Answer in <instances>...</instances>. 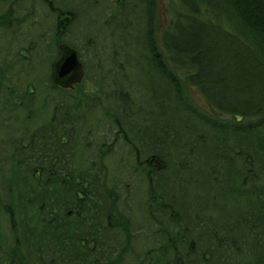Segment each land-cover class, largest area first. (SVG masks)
I'll use <instances>...</instances> for the list:
<instances>
[{
	"label": "trees",
	"instance_id": "trees-1",
	"mask_svg": "<svg viewBox=\"0 0 264 264\" xmlns=\"http://www.w3.org/2000/svg\"><path fill=\"white\" fill-rule=\"evenodd\" d=\"M28 1L24 17L0 21L11 59L0 75L14 65L33 75L38 62L47 74L17 86L0 123V264H264V0H176L159 32L162 0H116L104 15L87 0ZM49 13L54 34L37 49ZM104 31L117 41L106 61ZM61 42L85 65L74 90L50 78ZM134 42L139 58L125 50ZM132 189L148 202L141 236L121 212Z\"/></svg>",
	"mask_w": 264,
	"mask_h": 264
},
{
	"label": "rangeland",
	"instance_id": "rangeland-1",
	"mask_svg": "<svg viewBox=\"0 0 264 264\" xmlns=\"http://www.w3.org/2000/svg\"><path fill=\"white\" fill-rule=\"evenodd\" d=\"M72 0L67 1L66 3H72ZM90 2H95V6L97 7V10L100 11L99 12H91L93 14H107L109 12V10L115 5L116 0H87ZM176 2V0H162V5L160 8V12H159V18H158V32L163 30L164 28L168 27V26H172L174 23V16H173V12L174 10H172L169 14L167 12H169V5L170 4H174ZM23 0H18L15 1L14 3V7L16 10V14L18 16H23V11L25 10V6L22 5ZM30 3V0L28 1V4ZM65 3V4H66ZM48 12H43V17L45 18ZM84 16V14H83ZM95 16V15H94ZM92 19V17H89V19ZM100 19L104 20V17L101 16ZM46 22L43 25V30L44 31V35L43 37H41V39L38 40V43L36 44V48L38 49V46L41 49H45L48 45V43L51 40L52 35L54 34V25H55V21L53 19L52 14H48V17L46 18ZM131 21H136L135 17H132ZM140 23V22H139ZM141 27H144L145 25V21L142 20L141 21ZM38 26V24H37ZM26 31L24 32V27L21 29L20 33L21 35L18 37L17 39V43L19 45V47H29V42L25 40V38H29L31 37V33H30V26L29 23L26 26ZM88 29V30H86ZM79 30V26L77 25H73L71 28V34L75 35V33H77ZM82 30H84V33L86 34V38H93V35L95 36L94 30L95 27L92 25H87L86 28H83ZM107 30V29H106ZM33 33H36V29H33ZM125 35H126V31L123 34L122 33V43L125 41ZM119 36V34L117 35ZM108 39L112 42V43H116V39L115 38H111L109 37V32L108 31H104L103 35L100 37V42L102 44L105 45V48L102 50L103 53H99L100 58L104 59L105 61L107 59H109V51L107 50L108 47ZM7 35L3 34L2 36H0V52L2 49H4V47L7 45ZM137 42H134L132 44H130L129 47L125 48V50H128V52L126 53H131L134 55L133 58H139L140 54L138 53H132V50L135 49V45ZM17 49V48H16ZM121 54V53H120ZM123 54V53H122ZM94 55V54H93ZM96 64H97V60L93 59L91 56L89 57V68L90 71L93 73L95 72V77L99 78V76L97 75V72H99V70L96 68ZM4 65L3 62V57L0 56V70L2 69ZM38 70H36V72L32 75V73H27L24 72L22 69V66L19 68L17 67V65L12 66V70L9 72H6L3 76L0 75V123H2V119H3V114H4V110L7 104H9L11 101H13L14 96H16L15 94V90L17 88V86L19 87V89L22 87L23 83H27L32 81V78L37 77L39 80H41V78L43 77V75L46 76L47 74V66L46 64L44 65V68L41 69V63L38 62V65H36ZM28 68L30 70L31 68V63L28 62ZM43 71V72H42ZM178 74L183 77L185 70L181 69H177ZM25 73L30 77L27 78L25 77ZM14 74H16V77L14 76ZM136 74V73H135ZM27 79H30L28 81H26ZM36 79V78H35ZM131 80L135 83V85L133 86V90H131L132 92V97L133 99L137 100L138 99V95L143 94L144 90H142V88H140V86L138 85L139 83V78L135 77L132 74V78ZM29 89V86L26 87L25 89ZM88 92H92V91H88ZM42 93V92H41ZM191 94H192V98L195 99V101L197 102V106H200L201 108H205L206 109V102L203 99L202 95L196 90V88L191 87ZM42 96L39 102V106H42ZM204 101V102H203ZM2 136L4 138V140H6L5 134L2 133ZM3 150L5 148V146H2ZM1 155V152H0ZM124 200H126V204L123 205V203L121 204V212H122V217L126 220H128V228L130 230L137 228L136 224L139 225V227L137 229H135L136 233L141 236V235H145V233L147 232V230L149 229L148 227L152 224L149 222L148 217H147V212H148V202L146 199V192L136 196L135 194V190L132 189L131 191H127L125 192V194L123 195ZM153 216H154V212H153ZM0 225L5 227V221L3 222V218L1 219ZM141 226V227H140ZM157 226H154V229H156ZM7 229H3V238L6 240L8 238H10V240L8 242L11 241L12 245H13V234H11L8 230V227H6ZM140 229V230H139ZM139 230V231H138ZM7 242V243H8ZM144 242V241H143ZM2 252H7L9 250L8 247H4V249H1ZM22 250H26L25 248H23ZM35 257V256H34ZM34 257H27L25 259V262H30L28 258H34ZM126 262V261H125ZM9 264V263H8Z\"/></svg>",
	"mask_w": 264,
	"mask_h": 264
},
{
	"label": "water",
	"instance_id": "water-1",
	"mask_svg": "<svg viewBox=\"0 0 264 264\" xmlns=\"http://www.w3.org/2000/svg\"><path fill=\"white\" fill-rule=\"evenodd\" d=\"M60 56L52 64V81L55 85L72 89L75 84L81 83L84 77V65L80 60L79 53L66 43L59 45ZM155 168L163 171L165 166L155 159Z\"/></svg>",
	"mask_w": 264,
	"mask_h": 264
},
{
	"label": "flooded vegetation",
	"instance_id": "flooded-vegetation-1",
	"mask_svg": "<svg viewBox=\"0 0 264 264\" xmlns=\"http://www.w3.org/2000/svg\"><path fill=\"white\" fill-rule=\"evenodd\" d=\"M2 1L3 0H0V5L2 4ZM13 8H15L14 5H13ZM15 14H16V10L14 12L10 13V11L8 9L7 11L0 13V21L7 19V18H12L13 20H17L18 18L24 17V15L22 17H19L17 14L15 16ZM10 26H11L10 23H4V27H10ZM0 56H2V55H0ZM2 57H3V62L7 64L6 68L4 69V71H6L11 67V59H10V55H9V50H5Z\"/></svg>",
	"mask_w": 264,
	"mask_h": 264
}]
</instances>
